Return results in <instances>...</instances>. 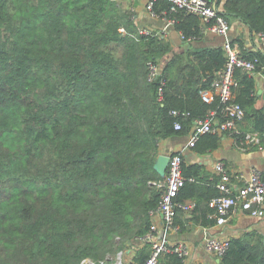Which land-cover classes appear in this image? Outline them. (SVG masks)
I'll return each mask as SVG.
<instances>
[{
  "label": "trees",
  "instance_id": "obj_1",
  "mask_svg": "<svg viewBox=\"0 0 264 264\" xmlns=\"http://www.w3.org/2000/svg\"><path fill=\"white\" fill-rule=\"evenodd\" d=\"M154 11L186 41L204 35L198 15L171 12L168 0H155ZM220 11L264 34V0H226ZM138 29L121 0H0V264H115L151 229L165 180L155 167L161 142L188 135L211 110L225 119L219 100L201 95L226 66L224 48L173 52ZM247 58L264 73V54ZM150 62L162 65L156 80ZM235 76L234 100L248 116L256 82L240 69ZM255 113L264 126V110ZM221 145L220 133H206L194 148ZM182 170L176 202L194 201V221L204 205L216 215L220 178L206 186L202 166L183 161ZM150 252L146 243L135 264ZM163 255L159 264H185ZM220 264H264V233L231 238Z\"/></svg>",
  "mask_w": 264,
  "mask_h": 264
},
{
  "label": "built area",
  "instance_id": "obj_2",
  "mask_svg": "<svg viewBox=\"0 0 264 264\" xmlns=\"http://www.w3.org/2000/svg\"><path fill=\"white\" fill-rule=\"evenodd\" d=\"M170 2L171 12L185 10L201 18L204 32H213L226 38L223 46L227 56L225 68L214 80L211 89L201 92L203 99L208 103L219 100L220 113L224 120L219 118V110H211L205 118H196L193 121L188 147H195L202 135L206 133L230 134L233 136L243 135L244 141L249 143H258L264 138V126L261 133L243 134L239 129L238 122L245 117V109L234 100V88L239 84L236 78L237 70L247 73H254L257 67L258 59L244 57L241 53V47L229 39L231 25L227 16L221 13L219 0H168ZM155 0H149L147 4L148 11L152 16L158 14L154 11ZM139 34L149 36L153 35L151 30L139 28ZM120 32L125 34L127 30L120 28ZM264 39V34H259ZM184 38V37H183ZM162 72V66L158 63H149L150 80H156ZM160 98H163V88L159 89ZM173 115L178 116L179 112L173 110ZM182 128L181 122L175 125L176 130ZM184 158L182 153L170 154V162L167 168L165 180L159 185L163 188L158 208L151 214L153 223L150 231L143 238L146 243H150V256L144 264H159V259L163 254L175 253L186 260L192 254V247L188 243L171 244L166 233L174 228V221L177 215V208L190 210L195 204H180L176 202L179 191L185 183L182 164ZM216 172L220 175L218 188L221 195L211 202V206L217 209L216 218L218 225H224L228 222L230 216L236 211L242 210L252 216H264V178L258 171H253L250 176L242 172H235L227 168L223 162H217ZM239 184V185H237ZM157 216L163 220L164 235L157 238L159 226L154 222ZM230 238L212 235L206 231L203 237V244L207 250L222 257L230 247ZM82 264H95L92 260H84ZM104 264V262H102ZM116 264L123 263V252L117 255Z\"/></svg>",
  "mask_w": 264,
  "mask_h": 264
},
{
  "label": "crops",
  "instance_id": "obj_3",
  "mask_svg": "<svg viewBox=\"0 0 264 264\" xmlns=\"http://www.w3.org/2000/svg\"><path fill=\"white\" fill-rule=\"evenodd\" d=\"M148 2L149 0H121L124 9L133 15L138 28L151 30L153 35H158L169 41L174 50L173 52L187 54L191 45L193 50L224 46L226 38L209 31L204 32V35L199 40L188 39L186 41L181 32L175 29L172 21L159 16H152L147 8ZM225 2L226 0H219L221 9L224 7ZM229 22L231 25L229 39L240 45L241 53L244 57H247L248 53L260 52L264 54V39L259 34L252 32L248 25L235 16L229 17ZM248 74L253 76L256 82V93L254 94L256 100L253 111L248 116L245 114L238 127L244 132L243 134H256L261 133L263 129V121L260 116L256 115L255 111L264 110V73L263 71L255 70L254 73ZM190 135L191 131L188 135L173 136L163 140L160 144L159 155L182 153L186 164L202 166L204 171L201 184H207L206 186H213L212 181L215 178H220V175L215 170L217 162H223L232 171L242 172L247 176H250L254 170L258 171L264 178V138H261L258 143H249L242 139L243 135H241V138L237 135L221 134L222 145L220 148L201 153L194 147H188ZM187 203L194 204V201H188ZM204 206L195 214L196 221L193 220L194 215L192 214L194 208L182 210L179 215V226L174 224V228L166 233L171 244L183 242L188 243L192 247V254L185 260V264L221 263L218 262L221 257L207 250L202 242L206 231L215 236L230 238V240L253 230L264 233V216H252L245 211L239 210L230 216L226 224L218 225L215 212L211 215L207 214L204 208L208 207ZM212 218L215 221L208 227L201 223L202 221L209 222V219ZM154 222L159 226V232L156 237L162 238L165 231L163 230L164 225L161 216H157ZM145 246L146 242L143 239L134 241L123 252V263L135 264V255ZM149 247H151L150 243Z\"/></svg>",
  "mask_w": 264,
  "mask_h": 264
},
{
  "label": "water",
  "instance_id": "obj_4",
  "mask_svg": "<svg viewBox=\"0 0 264 264\" xmlns=\"http://www.w3.org/2000/svg\"><path fill=\"white\" fill-rule=\"evenodd\" d=\"M169 162L170 154L159 155L155 167L162 176H166ZM218 262H221L220 258L218 259Z\"/></svg>",
  "mask_w": 264,
  "mask_h": 264
},
{
  "label": "rangeland",
  "instance_id": "obj_5",
  "mask_svg": "<svg viewBox=\"0 0 264 264\" xmlns=\"http://www.w3.org/2000/svg\"><path fill=\"white\" fill-rule=\"evenodd\" d=\"M117 261V260H116ZM116 264V263H115Z\"/></svg>",
  "mask_w": 264,
  "mask_h": 264
}]
</instances>
